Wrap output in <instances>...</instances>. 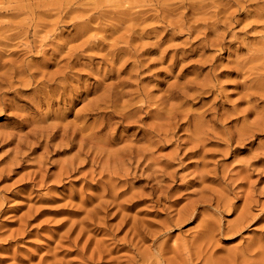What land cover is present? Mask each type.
<instances>
[{
  "label": "rangeland",
  "instance_id": "rangeland-1",
  "mask_svg": "<svg viewBox=\"0 0 264 264\" xmlns=\"http://www.w3.org/2000/svg\"><path fill=\"white\" fill-rule=\"evenodd\" d=\"M0 264H264V0H0Z\"/></svg>",
  "mask_w": 264,
  "mask_h": 264
}]
</instances>
